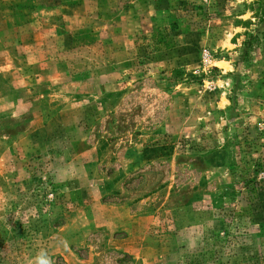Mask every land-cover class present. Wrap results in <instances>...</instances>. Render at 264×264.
I'll return each instance as SVG.
<instances>
[{"label": "rangeland", "instance_id": "1", "mask_svg": "<svg viewBox=\"0 0 264 264\" xmlns=\"http://www.w3.org/2000/svg\"><path fill=\"white\" fill-rule=\"evenodd\" d=\"M258 0H0V264H264Z\"/></svg>", "mask_w": 264, "mask_h": 264}, {"label": "trees", "instance_id": "2", "mask_svg": "<svg viewBox=\"0 0 264 264\" xmlns=\"http://www.w3.org/2000/svg\"><path fill=\"white\" fill-rule=\"evenodd\" d=\"M255 11L256 14L259 15L260 20L264 23V0H258V7Z\"/></svg>", "mask_w": 264, "mask_h": 264}]
</instances>
